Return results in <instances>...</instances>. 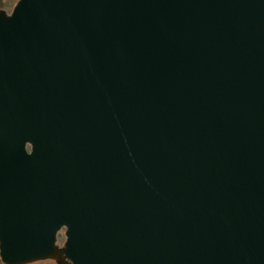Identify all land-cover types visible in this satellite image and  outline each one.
Listing matches in <instances>:
<instances>
[{"label":"water","instance_id":"obj_1","mask_svg":"<svg viewBox=\"0 0 264 264\" xmlns=\"http://www.w3.org/2000/svg\"><path fill=\"white\" fill-rule=\"evenodd\" d=\"M264 264V0H19L0 15V257Z\"/></svg>","mask_w":264,"mask_h":264},{"label":"rangeland","instance_id":"obj_2","mask_svg":"<svg viewBox=\"0 0 264 264\" xmlns=\"http://www.w3.org/2000/svg\"><path fill=\"white\" fill-rule=\"evenodd\" d=\"M18 1L3 0L0 4V15L11 16ZM67 250V229L63 228L59 231L54 250L49 254L28 259L23 262H11L1 257L2 264H72L66 255Z\"/></svg>","mask_w":264,"mask_h":264},{"label":"trees","instance_id":"obj_3","mask_svg":"<svg viewBox=\"0 0 264 264\" xmlns=\"http://www.w3.org/2000/svg\"><path fill=\"white\" fill-rule=\"evenodd\" d=\"M19 1V0H16ZM3 0H0V4H2ZM0 264H2L1 257H0Z\"/></svg>","mask_w":264,"mask_h":264}]
</instances>
